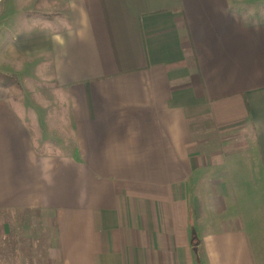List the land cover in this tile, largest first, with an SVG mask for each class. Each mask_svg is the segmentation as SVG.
Wrapping results in <instances>:
<instances>
[{
    "label": "crops",
    "instance_id": "0c3cea01",
    "mask_svg": "<svg viewBox=\"0 0 264 264\" xmlns=\"http://www.w3.org/2000/svg\"><path fill=\"white\" fill-rule=\"evenodd\" d=\"M34 64L58 101L0 99V216L49 222L51 264H264V20L0 0V72Z\"/></svg>",
    "mask_w": 264,
    "mask_h": 264
},
{
    "label": "rangeland",
    "instance_id": "374dc122",
    "mask_svg": "<svg viewBox=\"0 0 264 264\" xmlns=\"http://www.w3.org/2000/svg\"><path fill=\"white\" fill-rule=\"evenodd\" d=\"M230 1L247 19L264 20V0ZM34 62L39 66L40 60L37 59ZM35 64L31 69L19 70L22 72L21 76L14 75L19 82V89H12L7 93L12 101L18 105L27 106L29 111H36L45 103L52 108L58 101L53 84L47 81L49 78L45 77L47 71ZM230 136L235 138L234 135ZM52 232L50 223L44 222L34 211L2 214L0 216V264H51L48 261L47 251L53 243ZM203 263L206 264L205 261Z\"/></svg>",
    "mask_w": 264,
    "mask_h": 264
},
{
    "label": "trees",
    "instance_id": "16d2710c",
    "mask_svg": "<svg viewBox=\"0 0 264 264\" xmlns=\"http://www.w3.org/2000/svg\"><path fill=\"white\" fill-rule=\"evenodd\" d=\"M12 89H19V82L14 75L0 73V99L6 98Z\"/></svg>",
    "mask_w": 264,
    "mask_h": 264
}]
</instances>
